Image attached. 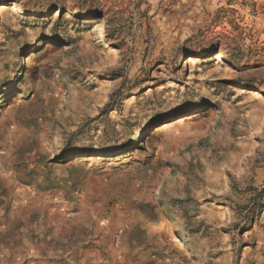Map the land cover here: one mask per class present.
Returning <instances> with one entry per match:
<instances>
[{"label":"rangeland","instance_id":"374dc122","mask_svg":"<svg viewBox=\"0 0 264 264\" xmlns=\"http://www.w3.org/2000/svg\"><path fill=\"white\" fill-rule=\"evenodd\" d=\"M0 5V264H264V0Z\"/></svg>","mask_w":264,"mask_h":264},{"label":"bare ground","instance_id":"6f19581e","mask_svg":"<svg viewBox=\"0 0 264 264\" xmlns=\"http://www.w3.org/2000/svg\"><path fill=\"white\" fill-rule=\"evenodd\" d=\"M14 5V7H16V5L15 4H13ZM2 6L0 5V12H1V8ZM192 64H194V62H191Z\"/></svg>","mask_w":264,"mask_h":264}]
</instances>
